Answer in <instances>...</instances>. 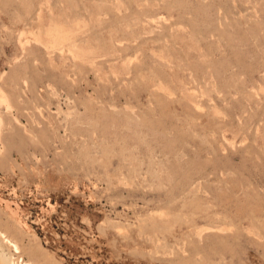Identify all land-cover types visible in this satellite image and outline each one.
<instances>
[{"label": "rangeland", "instance_id": "rangeland-1", "mask_svg": "<svg viewBox=\"0 0 264 264\" xmlns=\"http://www.w3.org/2000/svg\"><path fill=\"white\" fill-rule=\"evenodd\" d=\"M0 264H264V0H0Z\"/></svg>", "mask_w": 264, "mask_h": 264}, {"label": "bare ground", "instance_id": "bare-ground-1", "mask_svg": "<svg viewBox=\"0 0 264 264\" xmlns=\"http://www.w3.org/2000/svg\"><path fill=\"white\" fill-rule=\"evenodd\" d=\"M40 12V11H39ZM17 214V213H16Z\"/></svg>", "mask_w": 264, "mask_h": 264}]
</instances>
